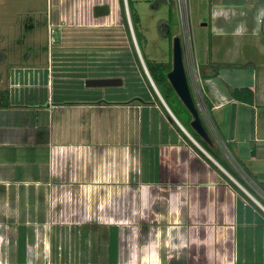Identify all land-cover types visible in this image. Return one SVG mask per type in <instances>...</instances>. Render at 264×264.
Masks as SVG:
<instances>
[{
	"label": "crops",
	"instance_id": "0c3cea01",
	"mask_svg": "<svg viewBox=\"0 0 264 264\" xmlns=\"http://www.w3.org/2000/svg\"><path fill=\"white\" fill-rule=\"evenodd\" d=\"M212 3L213 36L243 37L240 57L247 44L264 45V0ZM52 4L47 26L56 40L47 55L0 62V89L9 91V106L0 107V264H264V212L164 101L221 172L169 119L149 71L151 85L128 51L119 0ZM106 4L110 14L96 17L94 7ZM217 50L198 61L208 104L232 156L264 190L256 124L264 70L246 80L249 69H230ZM110 77L122 84L86 85ZM137 77L142 84L130 81ZM244 87L252 102L233 97Z\"/></svg>",
	"mask_w": 264,
	"mask_h": 264
},
{
	"label": "rangeland",
	"instance_id": "374dc122",
	"mask_svg": "<svg viewBox=\"0 0 264 264\" xmlns=\"http://www.w3.org/2000/svg\"><path fill=\"white\" fill-rule=\"evenodd\" d=\"M212 1L213 0H189L188 33L190 35L189 43H192L193 56L198 62L200 54L203 53V58L208 60L210 54L214 53L213 48L215 47L218 49L217 53L220 52V54H218L219 58L223 59L225 56V59L227 58L226 60L231 59L230 62H232L231 65L233 66H229L232 67L230 69H249V71H244L246 80H249L252 77L250 74L252 73L251 69H255L256 71L264 70V67H261V64L264 63V45L249 43L243 47L242 55L244 57H240V43L243 45V37L230 36L229 38L222 39L213 36L211 30H216V22L212 24L210 21L212 18V5L214 4ZM130 2L133 12H135L140 19L139 30L143 34L141 47L144 55L158 62L167 63L172 61L173 41L176 36L181 38L183 47V23L181 22L177 0H130ZM52 7V0H0V62L6 60L5 65L2 66L6 67L8 64L7 62H18L20 59H25V57L23 58L22 56L25 52L30 54L34 53L41 58L47 55L49 48H52L51 37H53V39L55 38L54 30L51 33L47 26V20L50 18ZM250 15L251 12H249L247 17L252 19ZM261 18L263 20L264 17ZM130 23L129 27L131 28V19ZM258 24L263 26L264 30V23L259 22ZM130 31L132 30L130 29ZM132 39H134L133 36ZM135 41L137 42L136 36ZM135 41L133 40L134 45ZM55 44L56 43H54V46H56ZM130 45L128 38L126 46L131 53L132 48H130ZM236 50L238 51L239 57H228L229 55H227V53L229 51H233V55ZM15 53H17V55ZM130 53L128 52L127 55L128 62L133 58ZM246 55L247 58H249L247 61H245ZM247 62L250 63L247 64ZM228 71L229 77L226 78L231 84H234L232 78L236 73H233V70ZM141 80L142 79L137 77L130 81L142 84L143 81L141 82ZM129 86H131V84L127 87V94L131 92ZM257 108L258 114L256 124H258L260 130L263 131L264 104L258 105ZM208 112L212 124L218 131L210 108ZM248 119L251 123L255 124L253 114H251ZM205 122H207L206 119ZM239 164L242 167L244 166L241 162ZM238 175L240 176L239 173ZM262 178L260 180H262ZM256 182L258 183L257 185L260 187L262 186L259 184V181ZM252 192L264 203V198L261 197L260 194L253 189Z\"/></svg>",
	"mask_w": 264,
	"mask_h": 264
},
{
	"label": "trees",
	"instance_id": "16d2710c",
	"mask_svg": "<svg viewBox=\"0 0 264 264\" xmlns=\"http://www.w3.org/2000/svg\"><path fill=\"white\" fill-rule=\"evenodd\" d=\"M120 2V7H121V11H122V17H123V23L124 26L126 28L127 31V35L131 44V48H132V52L134 55V58L137 62V64L139 65L141 71L143 72V75L145 77V79L149 82V79L143 69L142 66V62L140 60V57L137 53V50L135 48V45L133 43V39H132V34L130 31V27H129V23H128V17H127V11H126V5H125V0H119ZM127 4H128V10H129V14H130V18H131V22L133 25V29H134V34L136 36L137 39V45L140 49L142 58L144 60V63L146 65V68L149 71V74L153 80V82L155 83V85L157 86L161 96L163 97L164 101L166 102L167 106L170 108V110L174 113V115L177 117V119L182 123V125L196 138V140L209 152V154H211L225 169H227V171L235 178L237 179L239 182H241L246 188H249L248 185L245 183L244 179L241 177V175H238V172L235 170V168L226 160V158H224L222 156V149L220 147V145L218 144V142L216 141V139L214 138V136L212 135L211 131L209 130V128L207 127V125L205 124L204 118L201 115V118L203 119L204 125L206 126L207 130L210 133L211 139H212V144L207 143L205 140H203L191 127V121L193 119L192 114L189 112V110L185 107V105L182 103V101L179 99L178 95L176 94V92L174 91L172 85L169 82L168 79V72L171 70L172 68V61L170 62H158L155 60H152L150 58H147L143 51H142V47H141V43H142V39H143V34L140 32L139 30V23H140V19L137 16V14L135 12H133V9L131 8V2L130 0H127ZM169 33V32H168ZM167 33V34H168ZM169 35V34H168ZM151 85V84H150ZM153 93L155 94L157 101L160 103V105L162 106V108L164 109V111L166 112V114L168 115L169 119L175 124V126L181 131L180 127L177 125V123L175 122V120L171 117V115L169 114V112L167 111L166 107L163 105V103L160 101L157 93L155 92V90L152 88ZM194 97V95H193ZM233 97L240 99L242 101L245 102H252L253 101V91L251 89H249L248 87H244V88H235L233 90ZM208 101V100H207ZM194 102L197 105L196 99L194 97ZM208 104V103H207ZM9 106V91L8 89H0V107H7ZM208 108H210L209 104H208ZM211 109V108H210ZM182 132V131H181ZM183 133V132H182ZM184 134V133H183ZM185 135V134H184ZM185 137L188 139V141L202 154L204 155L195 145L194 143L185 135ZM205 156V155H204ZM206 157V156H205ZM207 158V157H206ZM208 159V158H207ZM209 162L215 166L219 171L220 169L210 160L208 159ZM221 172V171H220ZM242 178V179H241ZM232 184L238 189L240 190L241 193H243L248 200H250L255 206L256 204L232 181ZM257 207V206H256ZM258 208V207H257ZM259 209V208H258Z\"/></svg>",
	"mask_w": 264,
	"mask_h": 264
},
{
	"label": "built area",
	"instance_id": "2783aa9c",
	"mask_svg": "<svg viewBox=\"0 0 264 264\" xmlns=\"http://www.w3.org/2000/svg\"><path fill=\"white\" fill-rule=\"evenodd\" d=\"M178 8L180 12L181 22L183 23V60L187 73L188 82L192 94L194 95L197 107L202 114L203 118L206 119V124L211 131L212 135L220 145L221 149L226 153L228 158L233 163L234 167L237 169L238 173L244 179L245 183L250 185V187L255 190L261 197L264 198L263 189L257 185V183L249 176V174L240 166L238 161L234 159L232 154L229 152L227 145L224 143L223 139L220 137L216 127L212 124L209 117V108L207 104V98L204 90V79L201 75L200 66L194 58L192 43H189L190 35L188 33L189 28V0H177ZM129 15V13H128ZM191 41V40H190ZM190 47V52H189ZM161 98V97H160ZM162 99V98H161ZM164 102V101H163ZM204 119V120H205ZM229 176L234 180L235 183L240 187V189L256 204V206L264 212V203L252 192V189L246 188L241 182L235 179L232 175Z\"/></svg>",
	"mask_w": 264,
	"mask_h": 264
},
{
	"label": "water",
	"instance_id": "95a60500",
	"mask_svg": "<svg viewBox=\"0 0 264 264\" xmlns=\"http://www.w3.org/2000/svg\"><path fill=\"white\" fill-rule=\"evenodd\" d=\"M126 3V2H125ZM126 11L128 12V7L126 6ZM110 14V6L106 5H98L94 7V15L96 17L106 16ZM128 16V14H127ZM128 16V20H129ZM129 24L130 20H129ZM132 31L133 40L135 41V34L133 32L132 26L130 28ZM135 47L137 53L141 59L143 64V68L145 73L148 75V70L144 61L142 59L141 53L139 51L137 42L135 41ZM169 82L171 83L174 91L178 95L179 99L185 105V107L189 110L192 114L193 119L191 121V127L193 130L207 143L212 144V139L210 136L209 131L207 130L206 126L204 125L200 111L197 105L194 102V98L190 89V85L188 82L184 60H183V50L181 44V38L176 36L173 41V60H172V68L167 74ZM152 81V79H151ZM122 84V79L119 77H110V78H95V79H88L86 81L87 86H95V87H107V86H119Z\"/></svg>",
	"mask_w": 264,
	"mask_h": 264
},
{
	"label": "clouds",
	"instance_id": "9594fccd",
	"mask_svg": "<svg viewBox=\"0 0 264 264\" xmlns=\"http://www.w3.org/2000/svg\"><path fill=\"white\" fill-rule=\"evenodd\" d=\"M125 5L128 7V4H127V0H125ZM129 13V10H128V12H127V14ZM129 17H130V14L128 15ZM131 18H129V20H130ZM132 26V25H131ZM181 44H182V41H181ZM144 61V60H143ZM145 64V63H144ZM143 65V64H142ZM186 70V69H185ZM187 74V73H186ZM193 95V94H192ZM162 99L161 100H163L164 101V99H163V97H161ZM194 98V97H193ZM162 101V102H163ZM165 102H163V104H164ZM165 105V104H164ZM166 106V105H165ZM167 107V106H166ZM170 112V111H169Z\"/></svg>",
	"mask_w": 264,
	"mask_h": 264
},
{
	"label": "flooded vegetation",
	"instance_id": "af4514ba",
	"mask_svg": "<svg viewBox=\"0 0 264 264\" xmlns=\"http://www.w3.org/2000/svg\"><path fill=\"white\" fill-rule=\"evenodd\" d=\"M264 20V19H263Z\"/></svg>",
	"mask_w": 264,
	"mask_h": 264
}]
</instances>
